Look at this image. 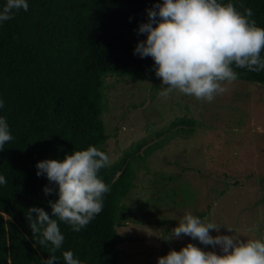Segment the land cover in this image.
I'll return each instance as SVG.
<instances>
[{
    "label": "trees",
    "instance_id": "1",
    "mask_svg": "<svg viewBox=\"0 0 264 264\" xmlns=\"http://www.w3.org/2000/svg\"><path fill=\"white\" fill-rule=\"evenodd\" d=\"M26 2L27 11L21 9L0 23V100L4 103L0 117L6 119L13 137L0 150V175L7 180L0 185V264H44L51 254V244L39 243L42 234L32 233L28 219V209L35 206L58 220L49 203L58 199V186L45 175L37 176V162L62 160L89 146L108 155L102 120L107 108L105 77L156 76L154 60L134 50L146 40L139 27L148 22L147 10L162 0ZM219 2H232L242 13L241 4L251 8L250 19L264 27V0ZM5 3L0 0V10ZM233 67L237 79L264 83V70ZM181 122L195 123L192 118ZM153 148H145L144 154ZM126 156L98 172L110 189L104 194L101 213L79 232L58 221L64 241L55 252L54 264H65L66 250L82 264H123L116 224L121 200L134 187V163L143 157ZM45 187L53 191L46 195Z\"/></svg>",
    "mask_w": 264,
    "mask_h": 264
},
{
    "label": "rangeland",
    "instance_id": "2",
    "mask_svg": "<svg viewBox=\"0 0 264 264\" xmlns=\"http://www.w3.org/2000/svg\"><path fill=\"white\" fill-rule=\"evenodd\" d=\"M161 84L157 76L105 77L109 165L126 153L143 156L134 163V187L121 200L120 262L157 264L188 243L222 254L219 245L187 235L163 239L188 213L221 224L219 232L209 230L212 236L264 241V83H225L227 91L212 102L179 92L165 99ZM189 118L194 125L181 122Z\"/></svg>",
    "mask_w": 264,
    "mask_h": 264
},
{
    "label": "clouds",
    "instance_id": "3",
    "mask_svg": "<svg viewBox=\"0 0 264 264\" xmlns=\"http://www.w3.org/2000/svg\"><path fill=\"white\" fill-rule=\"evenodd\" d=\"M28 7L26 0H6L0 10V23L14 18V13L21 9L27 11ZM240 7L243 13L232 2L162 0L154 9L147 10L148 22L139 27L140 33H146V40L139 42L134 51L154 60L155 74L161 85L166 86L159 93L161 97L167 99L173 92H179L197 101L212 102L227 91L225 83L238 78L233 66L253 72L264 70V58H261L264 27L250 19L251 8L243 4ZM3 106L0 100V108ZM12 139L6 119L0 117V150ZM109 163V156L95 146L75 150L62 160L37 162V176L45 175L58 186V199L49 201L53 217L58 220L50 218L42 208L28 209L32 233L42 234L39 241L42 246L49 243L52 246L44 264L57 261L55 252L64 241L58 221L79 232L102 212L104 194L110 189L98 172ZM5 184L6 178L0 175V185ZM52 191L50 187L44 188L46 195ZM220 227L221 224L205 223L191 213L185 214L163 239L187 235L205 245H219L222 254L188 243L179 251L170 250L158 257L157 264H264V241L210 235L209 230L219 232ZM62 255L65 264H82L71 250L63 251Z\"/></svg>",
    "mask_w": 264,
    "mask_h": 264
},
{
    "label": "crops",
    "instance_id": "4",
    "mask_svg": "<svg viewBox=\"0 0 264 264\" xmlns=\"http://www.w3.org/2000/svg\"><path fill=\"white\" fill-rule=\"evenodd\" d=\"M258 128H259V126H257ZM260 131L262 132V131H264V130H262V128L260 127ZM263 133V132H262Z\"/></svg>",
    "mask_w": 264,
    "mask_h": 264
}]
</instances>
